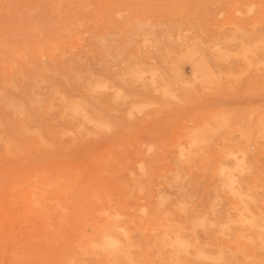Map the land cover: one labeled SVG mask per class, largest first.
<instances>
[{
    "label": "rangeland",
    "instance_id": "374dc122",
    "mask_svg": "<svg viewBox=\"0 0 264 264\" xmlns=\"http://www.w3.org/2000/svg\"><path fill=\"white\" fill-rule=\"evenodd\" d=\"M0 40V264H264V0H0Z\"/></svg>",
    "mask_w": 264,
    "mask_h": 264
},
{
    "label": "bare ground",
    "instance_id": "6f19581e",
    "mask_svg": "<svg viewBox=\"0 0 264 264\" xmlns=\"http://www.w3.org/2000/svg\"><path fill=\"white\" fill-rule=\"evenodd\" d=\"M68 26H70V25H67V27H68ZM71 28H72V27H71ZM65 31H66V33H67V30H65ZM64 33H65V32H64ZM66 37H67V36H66ZM73 37H74V36H73ZM75 38H76V37H75ZM52 39H53V38H52ZM54 40H55V39H54ZM54 40H53L52 45L55 44V43H57L56 40H55V43H54ZM59 40H61V39H59ZM75 40H76V39H75ZM50 41H51V40H50ZM0 42H3V41L0 40ZM4 43H5V42H4ZM48 43H49V42H48ZM8 44H9V42H8ZM11 44L13 45V43H11ZM18 44H19V43H18ZM37 44H38V43H37ZM37 44H36V45H37ZM42 44H43V43H42ZM42 44H41V45H42ZM45 44H46V43H44V45H45ZM50 44H51V43H50ZM3 45H5V44H3ZM15 45H16V44H15ZM56 45H57V44H56ZM6 46L9 47L10 45H6ZM21 46H22V45H21ZM23 46H25V45H23ZM26 46H27V45H26ZM50 46H51V45H50ZM54 46H55V45H54ZM36 47H37V46H36ZM41 47H42V46H41ZM48 47H49V46H48ZM57 47H58V45H57ZM1 48H2V47H1ZM5 48H7V47H5ZM16 48H17V47H16ZM24 48H25V47H24ZM26 48H27V47H26ZM37 48H40V45H39V47H37ZM52 48H53V47H51V48L49 47L50 50H52ZM54 48H56V47H54ZM10 49H13V48H11V46H10ZM17 49L19 50L20 48L18 47ZM42 49H43V47H42ZM26 50H27V49H26ZM35 50H36V49H35ZM43 50H44V49H43ZM1 51H2V50H0V53L3 54ZM4 51H5V49H4ZM9 51H10V50H9ZM9 51L7 50L5 53H9ZM11 51H12V50H11ZM11 51H10V52H11ZM15 51H17V50H15ZM21 51H22V49H21ZM47 51H48V53H50L49 50H47ZM13 52H14V51H13ZM13 52H12V53H13ZM23 52H25V51H23ZM40 52H42V51H40ZM40 52H39V53H40ZM14 53H17V52H14ZM19 53H20V52H19ZM39 53H38V55H39ZM3 55H4V54H3ZM3 55H2V56H3ZM11 55L13 56V54H11ZM11 55L9 54L10 57H11ZM18 55H19V54H18ZM22 55H23V54H22ZM30 55H32V54H30ZM33 55H37V54H33ZM33 55H32V56H33ZM2 56H1V57H2ZM6 56H7V55H6ZM40 56H41V54H40ZM43 56H44V55H43ZM1 57H0V58H1ZM3 57H4V59H5V56H3ZM3 57H2V58H3ZM13 57H16V56H13ZM18 57H20V56H18ZM41 57H42V56H41ZM50 57H51V56H50ZM7 58L10 60L9 57H7ZM11 58H12V57H11ZM36 58H37V57H36ZM18 59H22V58L20 57V58H18ZM68 59H69V58H68ZM81 59H82V58H81ZM1 60H2V59H1ZM1 60H0V63H1ZM6 60H7V59H6ZM22 61H23V60H22ZM4 62H6V61H4ZM4 62H3V60H2V63H4ZM11 62H12V59H11ZM11 62H10V64H11ZM15 62H16V61H15ZM19 62H21V61H19ZM53 62H54V61H53ZM8 64H9V63H8ZM10 64H9V65H10ZM15 64H16V63H15ZM22 64H23V63H22ZM13 65H14V63H13ZM27 65H28V63H27ZM86 65H87V64H86ZM153 73H154V72H153ZM20 75H21V74H20ZM77 75H78V74H77ZM27 79H28V78H27ZM32 82H33V80H32ZM81 83H82V82H81ZM80 87H81V85H80ZM82 87H83V86H82ZM85 88H86V87H85ZM90 88H92V86H91ZM53 90H54V89H53ZM53 90H52V91H53ZM57 90H58V89H57ZM87 90H88V89H87ZM91 90H92V89H91ZM27 91H28V90H27ZM31 91H32V89H31ZM41 91H42V89H41ZM59 91H60V90H59ZM2 92H4V91H2ZM2 92H1V93H2ZM56 92H57V91H56ZM83 92H84V91H83ZM31 93H32V92H31ZM53 93H54V92H53ZM58 93H60V92H58ZM5 94H6V92H5ZM5 94H4V95H5ZM36 94H37V93H35L34 95L37 97ZM39 94H40V93H39ZM49 94H50V93H49ZM2 95H3V94H2ZM7 95H8V92H7ZM28 95H29V94H28ZM42 95H43V94H42ZM55 95H56V94H55ZM60 95L63 96V93L61 92V94H59V96H60ZM64 95H65V94H64ZM39 96H40V95H39ZM67 97H68V96H67ZM5 98H6V97H4L3 99H5ZM50 98H51V96H50ZM50 98H49V99H50ZM61 98H63V97H61ZM28 99H29V98H28ZM37 99H38V98H37ZM5 100H6V99H5ZM55 100H56V99H55ZM78 100H79V99H78ZM78 100H77V101H78ZM80 100H82V99H80ZM9 101H10V100H9ZM34 101H35V100H34ZM51 101H52V100H51ZM51 101H50V103H51ZM60 101H61V100H60ZM65 101H66V100H65ZM0 102H1V101H0ZM7 102H8V101H7ZM10 102H11V101H10ZM21 102H22V101H21ZM32 102H33V101H32ZM48 102H49V101H48ZM53 102H54V101H53ZM63 102H64V101H63ZM67 102H69V101H67ZM8 103H9V102H8ZM19 103H20V102H19ZM74 103H76V101H75ZM74 103H73V104H74ZM5 104H6V102L4 103V105H5ZM9 104H10V103H9ZM22 104H23V102H22ZM33 104H34V103H33ZM38 104H39V102H38ZM61 104H62V103H61ZM66 104H67V103H66ZM70 104H71V103H70ZM73 104H71V105L73 106ZM77 104H78V103H77ZM82 104H83V103H82ZM86 104H87V103H86ZM7 105H8V104H7ZM14 105H16V104H14ZM20 105H21V104H20ZM39 105L42 107V104H39ZM53 105H54V104H53ZM55 105H56V104H55ZM62 105H64V104H62ZM71 105H70V107H71ZM74 105H76V104H74ZM78 105H79V104H78ZM10 106H12V107L14 108L13 105H10ZM10 106H9V107H10ZM40 106H39V107H40ZM21 107H22V106H21ZM21 107H20V108H21ZM43 107H44V106H43ZM73 107H74V106H73ZM73 107H71V108H73ZM75 107H76V106H75ZM79 107H80V106H79ZM79 107H77V108H79ZM81 107H82V106H81ZM81 107H80V108H81ZM16 108H17V107H16ZM22 108H23V107H22ZM8 109H9V108H8ZM61 109H62V108H61ZM63 109H64V107H63ZM63 109H62V110H63ZM67 109H68V108H67ZM67 109H66V110H67ZM69 109H70V108H69ZM75 109H76V108H75ZM87 109H88V108H87ZM9 110H10V109H9ZM21 110H22V109H21ZM23 110H24V109H23ZM82 110H83V109H82ZM2 111H3V110H2ZM13 111H14V109H13ZM71 111H73V110H71ZM84 111H85V110H84ZM18 112H19V111H18V109H17V112H16V113H18ZM24 112H26V111H23V113H22V112H21V113L24 114ZM76 112H77V111H76ZM79 112H80V111H79ZM21 113H20V114H21ZM61 113H62V112H61ZM18 114H19V113H18ZM20 114H19V115H20ZM91 114H92V113H91ZM91 114H90V115H91ZM26 115H28V114H26ZM64 115H65V113H64ZM68 115H69V114H68ZM14 116H15V115H14V113H13V118H14ZM23 116H25V114H24ZM23 116H21V117L23 118ZM19 117H20V116H19ZM27 117H28V116H27ZM27 117H26V118H27ZM22 118H21V119H22ZM26 118H24L23 120H25ZM76 118H77V117H76ZM87 118H88V117H87ZM15 119H17V118H15ZM18 119H20V118H18ZM18 119H17V120H18ZM27 119H28V120H31V119H29V118H27ZM52 119H53V118H52ZM62 119H63V118H62ZM72 119H73V117H72ZM63 121H64V120H63ZM76 121H77V120H76ZM20 122H21V121H20ZM28 122H29V121H28ZM65 122H66V120H65ZM79 122H80V121H79ZM87 122H88V121H87ZM18 123H19V121H18ZM26 123H27V122H26ZM26 123H25V124H26ZM56 123H57V122H56ZM70 123H71V121H70ZM73 123H74V122H73ZM20 124L23 125V123H19V125H20ZM28 124H30V123H28ZM34 124H35V123H34ZM22 125H20V126H21V127H23V126L25 127V125H23V126H22ZM75 125H76V124H75ZM84 125H85V124H84ZM28 126H29V125H28ZM28 126H27V127H28ZM32 126H33V125H32ZM69 126H70V125H69ZM79 126H80V125H79ZM81 126H82V125H81ZM27 127H25L24 130L27 129ZM29 127H30V126H29ZM35 127H36V126H35ZM52 127H53V124H52ZM52 127H51V128H52ZM55 127H56V126H55ZM65 127H66V125H65ZM83 127H84V126H83ZM19 128H20V127H19ZM30 128H31V127H30ZM30 128H29V129H30ZM33 128H34V126L32 127V129H33ZM75 128H76V127H75ZM75 128H74V129H75ZM81 128H82V127H81ZM86 128H87V127H86ZM86 128H85V129H86ZM21 129H22V128H21ZM54 129H55V128H54ZM56 129H57V128H56ZM69 129H71V128H69ZM22 130H23V129H22ZM22 130H21V132H22ZM35 130H36V129H35ZM64 130H65V129H63V131H64ZM87 130H88V129H87ZM87 130H85V131H87ZM31 131H34V130H31ZM54 131H56V130H54ZM63 131H62V133H63ZM68 131H69V130H68ZM83 131H84V129H83ZM26 132H27V130H26ZM59 132H60V131H59ZM72 132H73V131H72ZM72 132H71V133H72ZM78 132H79V131H78ZM27 133H28V132H27ZM29 133H30V130H29ZM32 133H34V132H32ZM35 133H36V132H35ZM54 133H55V132H53V135H54ZM30 134H31V133H30ZM50 134H51V133H50ZM64 134H65V133H64ZM72 134H73V133H72ZM77 134H78V133H77ZM79 134H80V133H79ZM81 134H82V132H81ZM55 135H56V134H55ZM58 135H61V134L58 133ZM58 135H57V136H58ZM74 135H75V134H74ZM85 135H86V134H85ZM85 135H84V136H85ZM0 136H1V135H0ZM75 136H76V135H75ZM53 137H55V136H53ZM58 137H59V136H58ZM72 137H73V135H72ZM80 137H81V136H80ZM81 138H82V137H81ZM59 139H60V138H59ZM65 139L67 140V138H65ZM65 139H64L63 141H65ZM72 139H74V138H72ZM61 140H62V139H61ZM61 140H60V142H62ZM73 141L76 142V141H78V140H75V139H74ZM55 142H56V141H55ZM62 143H63V142H62ZM62 143H61V144H62ZM67 143H68V142H67ZM69 143H70V142H69ZM72 143H73V142H72ZM78 143H79V142H78ZM56 144H57V142H56ZM65 144H66V143H65ZM69 145H71V143L68 144V146H69ZM59 146H60V144H59ZM72 146H73V145H72ZM62 148H64V147H62ZM62 148H61V149H62ZM189 149H190V148H189ZM63 150H64V149H63ZM230 153H231V152H230ZM225 154H226V153H225ZM235 163H236V162H235ZM141 165H142V164H141ZM235 166H236V165H235ZM239 166H241V165L239 164ZM140 167H143V166H140ZM144 167H145V166H144ZM231 168H233V167H231ZM237 168H238V167H237ZM142 169H143V168H142ZM144 169H145V168H144ZM223 169H224V168L222 167V171H223ZM235 169H236V167H235ZM241 169L244 170V168H241ZM137 170H138V168H137ZM232 170H234V169H232ZM232 170H231V171H232ZM60 171H61V170H60ZM60 171H57V172H60ZM142 171H143V170H142ZM144 171H145V170H144ZM228 171H229V170H228ZM235 171H236V170H235ZM138 172H139V170H138ZM219 172H220V171H219ZM219 172H217L218 175H220ZM229 172H230V171H229ZM143 173H144V172H143ZM221 173H222V172H221ZM223 173H224V171H223ZM231 173H232V172H231ZM228 174H229V173H228ZM131 175H132V174H131ZM136 175H138V174L136 173ZM136 175H134V176L136 177ZM221 175H222V177H224L223 174H221ZM224 175H225V173H224ZM144 176H145V175H144ZM229 176H230V175H229ZM232 176H233V174H232ZM130 177L133 178V176H130ZM138 177H139V176H138ZM141 177H142V176H141ZM222 177H221V178H222ZM233 177H235V176H233ZM222 180H223V178H222ZM221 182L223 183V181H221ZM226 182H227V184H228V181H227V180H226ZM226 182H225V183H226ZM234 182H235V181H234ZM224 185H225V184H224ZM233 185H234V184H233ZM237 185H238V183H237ZM221 187H222V186H221ZM228 187L231 188V186H229V185H228ZM228 187L226 186V188H228ZM232 187H233V186H232ZM236 187H237V186H236ZM238 187H239V186H238ZM238 187L235 188V189L237 190ZM240 189H241V187H240ZM240 189H239V190H240ZM242 190H243V189H242ZM249 190H250V189H249ZM232 191L234 192V188L232 189ZM233 192H232V193H233ZM244 192H245V191H244ZM237 193H238V191H237ZM239 193H240V191H239ZM233 194H234V193H233ZM248 194H249V193H248ZM235 195H236V194H235ZM237 195L240 196V194H237ZM244 195H245V193H244ZM161 196H162V195H160V197H161ZM233 196H234V195H233ZM241 196H242V195H241ZM246 196H247V193H246ZM253 196H254V195H253ZM158 197H159V196H158ZM216 197H217V196H216ZM243 197H244V196H243ZM217 198H218V197H217ZM162 199H163V198H162ZM239 199H240V198H239ZM250 199H251V198H250ZM250 199H249V196H248V200H250ZM153 200H154V199H153ZM240 200H241V199H240ZM157 201H158V200H157ZM232 201H234V199H233ZM235 201H236V200H235ZM245 201H246V200H245ZM250 201L252 202V200H250ZM246 202H247V201H246ZM242 203L244 204L245 202L242 201ZM260 203H261V201H260ZM244 205H246V203H245ZM253 205H254V204H253ZM256 207H257V206H256ZM158 208H159V207H158ZM234 208H235V207H234ZM236 208H237V206H236ZM248 208H249V207H248ZM257 208H258V207H257ZM252 209H253V208H252ZM154 210H155V209H154ZM240 210H241V209H240ZM246 210H248V209H246ZM155 211H157V210H155ZM238 211H239V210H238ZM243 211H244V210H243ZM258 211H259V210H258ZM153 212H154V211H153ZM248 212H249V211H248ZM155 213H156V212H155ZM165 213H166V211H165ZM165 213H164V215H165ZM251 213H252V212H251ZM257 213H258V212H257ZM240 215H241V212H240ZM253 215H254V213H253ZM242 216H243V215H242ZM162 217H163V215H162ZM251 217H252V216H251ZM262 217H264V216H262ZM156 218H157V217H156ZM158 218H159V217H158ZM158 218H157V219H158ZM203 218H204V217H203ZM200 219H201V218H200ZM206 219H207V218H206ZM259 219H260V218H259ZM159 220L161 221L160 218H159ZM171 220H172V219H171ZM196 220H199V219H196ZM196 220H195V221H196ZM201 220L204 221L203 219H201ZM201 220H200V221H201ZM251 220L253 221V217L251 218ZM251 220H250V223H248V224H251ZM160 221H159V222H160ZM169 221H170V220H169ZM192 221H193V220H192ZM200 221H198V222H200ZM205 221H206V220H205ZM260 221H262V219H261ZM159 222H157V223H159ZM162 222H163V221H162ZM236 222H237V221H236ZM155 223H156V222H155ZM157 223H156V224H157ZM168 223H169V222H168ZM196 223H197V221H196ZM196 223H195V224H196ZM203 223H204V222H203ZM203 223H202V226H203ZM210 223H213V222H209V224H210ZM231 223H232V222H231ZM234 223H235V222H234ZM160 224H161V223H160ZM163 224H165V223H163ZM163 224H161V225L163 226ZM171 224H172V223H171ZM190 224H192V223H190ZM195 224H194V225H195ZM213 224H214V223H213ZM224 224H225V223H224ZM224 224H223V225H224ZM227 224H228V223H227ZM238 224H239V223H238ZM245 224H247V223H245ZM115 225H116V224H115ZM223 225H222V226H223ZM228 225H229V224H228ZM230 225H231V224H230ZM122 226H123V225H122ZM156 226L158 227V224L155 225V227H156ZM162 226H161V227H162ZM176 226H178V225H176ZM180 226H181V225H180ZM207 226H209V225H207ZM213 226H214V225H213ZM218 226H219V225H218ZM220 226H221V224H220ZM237 226H238V225H237ZM253 226H254V224H253ZM159 227H160V226H159ZM163 227H164V226H163ZM198 227H199V226H198ZM210 227H212V226H210ZM235 227H236V226H235ZM238 227H239V226H238ZM245 227H246V226H245ZM255 227L257 228L258 226H255ZM262 227H264V226H262ZM121 228H122V227H121ZM165 228H166V227H165ZM165 228H164V229H165ZM183 228H184V227H183ZM192 228H193V227H192ZM208 228H209V227H208ZM214 228H215V226H214ZM216 228H218V227H216ZM221 228H222V227H220V229H221ZM224 228H225V227H224ZM114 229H115V226H114L112 223H110V222H109V224L104 225L103 228H102V227H101V228L99 227V229L97 230V233H96V235H97V236H96V239L93 241V244H95V245H97V246H98V245L103 246V247H105V249H107L106 252L110 251L111 253H113L115 250L117 251V249H118V250L122 249V248H120L121 246L118 245V244H119V243H118V240H117L116 238H114V236H112V232H111V231L114 230ZM116 229H118V228L116 227ZM119 229H120V227H119ZM158 229H159V228H158ZM160 229H161V228H160ZM160 229H159V230H160ZM164 229H163V231H164ZM178 229H179V228H178ZM189 229H190V228H189ZM202 229H205V228H202ZM232 229H233V228H232ZM237 229H238V228H237ZM257 229H258V228H257ZM259 229H261V228L259 227ZM121 230H122V229H121ZM159 230H156V229H155L156 232H158ZM179 230H180V229H179ZM185 230H186V229H185ZM185 230H184V231H185ZM218 230H219V229H218ZM222 230H223V229H222ZM229 230H230V228H229ZM122 231H123V230H122ZM155 231H154V233H155ZM173 231H174V230H173ZM182 231H183V230H182ZM208 231H209V230H208ZM210 231H211V230H210ZM224 231H225V230H224ZM113 232H114V231H113ZM160 232H161V230H160ZM160 232H159V233H160ZM220 232H221V231H220ZM222 232H223V231H222ZM232 232H233V231H232ZM253 232H254V231H253ZM256 232H257V231H256ZM124 233H125V232H124ZM126 233H127V232H126ZM163 233H164V232H163ZM165 233H166V232H165ZM172 233H173V232H172ZM174 233H175V232H174ZM177 233H178V231H177ZM192 233H193V232H192ZM211 233H212V232H211ZM223 233H224V232H223ZM235 233H236V231H235ZM235 233H234V234H235ZM262 233H264V232H262ZM114 234H115V233H114ZM129 234H130V233H129ZM168 234L171 235V233H168ZM183 234H184V233H183ZM183 234H182V235H183ZM212 234H213V233H212ZM219 234H220V233H219ZM219 234H218V235H219ZM234 234H233V235H234ZM236 234H238V233H236ZM259 234H261V233H259ZM125 235H126V234H125ZM172 235H174V234H172ZM182 235H181V236H182ZM218 235H217V236H218ZM233 235H232V236H233ZM251 235H253V234H251ZM257 235H258V234H257ZM257 235H256V236H257ZM115 236H116V235H115ZM126 236H128V235H126ZM154 236H156V235L154 234ZM195 236H196V235H195ZM241 236H243V235H241ZM249 236H250V235H249ZM262 236H264V235H262ZM133 237H134V236H133ZM160 237L162 238L161 235H160ZM165 237H166V235L164 236V238H165ZM168 237H169V236H168ZM234 237H235V236H234ZM237 237H238V236L236 235V238H235L236 240H237ZM239 237H240V236H239ZM244 237H245V236H244ZM259 237H260V236H259ZM259 237H257L258 240H259ZM117 238H118V237H117ZM122 238H123V237H121V239H122ZM126 238H127V237H126ZM129 238H130V237H129ZM134 238H136V237H134ZM161 238H160V239H161ZM262 238H264V237H262ZM136 239H137V238H136ZM136 239H135V241H136ZM157 239H158V238H157ZM165 239H168V238H165ZM165 239H164V240H165ZM170 239H171V238H170ZM175 239H176V238H175ZM175 239H174V241L176 242L175 245H177V246L180 247V242H179L180 239H178V237H177V239H178L179 241H178V240H175ZM181 239H182V238H181ZM184 239H185V238H184ZM215 239H216V237H215ZM233 239H234V238H233ZM235 239H234V241H235ZM243 239H244V238H243ZM249 239H250V238H249ZM251 239H252V238H251ZM254 239H255V237H254ZM126 240H127V239H126ZM207 240H208V239H207ZM246 240L248 241V239H246ZM252 240H253V239H252ZM252 240H251V241H252ZM261 240H262V239L260 238V241H261ZM124 241H125V239H124ZM155 241H156V240H155ZM157 241H158V240H157ZM169 241H170V240H169ZM174 241H173V243H174ZM184 241H187V240H184ZM189 241H190V240H189ZM189 241H188V242H189ZM191 241H192V240H191ZM191 241H190V242H191ZM227 241H228V239H227ZM241 241H242V240H241ZM241 241H240V242H241ZM249 241H250V240H249ZM255 241H256V240H255ZM162 242H164V241H162ZM181 242H182V241H181ZM194 242H195V241H194ZM214 242H215V241H214ZM240 242H238V243L240 244ZM243 242H244V241H243ZM261 242H262V241H261ZM261 242H260V243H261ZM90 243H92V242H90ZM123 243H124V242H123ZM127 243H128V242H127ZM131 243H133V242H131ZM164 243H165V242H164ZM168 243H170V242H168ZM171 243H172V242H171ZM195 243H196V242H195ZM201 243H202V242H201ZM208 243H209V242H208ZM228 243H229V242H228ZM236 243H237V242H236ZM238 243H237V244H238ZM250 243H251V242H250ZM124 244H125V243H124ZM162 244H163V243H162ZM183 244H184V243H183ZM192 244H193V241H192ZM197 244H198V246H199L200 242H199V243L197 242ZM202 244H203V243H202ZM202 244H201V245H202ZM204 244H206V243H204ZM210 244H212V243H210ZM224 244H225V243H224ZM239 244H238V245H239ZM251 244H252V243H251ZM251 244H250V245H251ZM261 244H264V242H262ZM156 245H157V244H156ZM156 245H155V246H156ZM166 245H170V244H165V246H166ZM175 245H174V246H175ZM185 245H186V242H185ZM190 245H191V244H190ZM207 245H208V244H207ZM207 245H206V248H208ZM213 245H215V243H214ZM245 245H246V244H245ZM130 246H131V245H130ZM161 246H162V245H161ZM186 246L188 247V244H187ZM192 246H193V245H192ZM210 246H211V245H210ZM219 246H220V243H219ZM219 246H218V248H219ZM225 246H226V245H225ZM228 246H229V245H228ZM230 246H231V245H230ZM241 246H242V245H241ZM248 246H249V245L246 246L247 249L250 248V247L248 248ZM256 246H259V245H256ZM93 247H94V246H93ZM95 247H96V246H95ZM163 247H164V246H163ZM166 247H167V246H166ZM166 247H165V248H166ZM172 247H173V246H172ZM182 247H184V246L182 245ZM187 247H186V249H187ZM189 247H190V246H189ZM189 247H188V248H189ZM194 247H195V246H193L192 250L196 248V247H195V248H194ZM204 247H205V246H204ZM211 247H212V246H211ZM216 247H217V246H216ZM220 247H222V246H220ZM261 247H262V246H261ZM91 248H92V247H91ZM125 248H126V246H125ZM127 248H128V246H127ZM132 248H133V247H132ZM157 248H158V247H156V251H157ZM159 248H160V247H159ZM170 248H171V247H170ZM170 248H169V249H170ZM190 248H191V247H190ZM200 248H203V247H200ZM212 248H213V247H212ZM252 248H253V246H252ZM258 248H259V247H258ZM133 249H134V248H133ZM133 249H131L132 252H133ZM160 249H162V248H160ZM160 249H158V250L160 251ZM173 249L175 250V247H174ZM204 249H205V248H204ZM224 249H225V248H224ZM235 249H236V247H235ZM242 249H244V248H242ZM247 249H246V250H247ZM261 249H262V248H261ZM174 250H172V251H174ZM197 250H198V248H196V251H197ZM206 250H207V249H206ZM206 250H205V251H206ZM208 250H209V249H208ZM210 250H211V249H210ZM217 250H220V248L217 249ZM238 250H239V248H238ZM240 250H241V249H240ZM255 250H256V249H255ZM258 250H259V249H258ZM262 250H264V249H262ZM93 251H94V248H93ZM93 251H92V252H93ZM99 251H100V249H99ZM99 251H98V252H99ZM125 251H126V249L124 250V253H123V254L127 255V253H126ZM156 251H155V252H156ZM176 251H177V249H176ZM190 251H191V250H190ZM202 251H204V250L202 249ZM214 251H215V250H214ZM214 251H213V252H214ZM244 251H245V250H244ZM248 251H249V250H248ZM250 251H251V249H250ZM120 252H122V251L120 250ZM129 252H130V251H129ZM129 252H128V256H129ZM132 252H131V255H130L131 257L133 256V253H132ZM160 252H161V251H160ZM170 252H171V251H170ZM177 252H178V251H177ZM194 252H195V251H194ZM208 252H209V251H208ZM208 252H207V253H208ZM216 252H218V251H216ZM219 252H220V254H221L222 251H219ZM101 253H102V252H101ZM157 253H158V252H157ZM157 253H156V255H157ZM167 253H168V252H167ZM185 253L187 254V252H185ZM209 253H210V252H209ZM230 253H232V252H230ZM230 253H229V254H230ZM233 253H234V252H233ZM105 254H106V253H105ZM115 254H116V253H115ZM117 254H118V253H117ZM117 254H116V255H117ZM120 254H121V253H120ZM123 254H122V255H123ZM159 254H160V253H158V258H159V260H160V256H159ZM163 254H165V253H163ZM186 254H185V255H186ZM189 254H190V253H189ZM189 254H188V255H189ZM198 254H200V253H198ZM205 254H206V253H205ZM236 254H237V253H236ZM251 254H252V253H251ZM109 255H110V254H109ZM167 255H169V254H167ZM183 255H184V254H183ZM188 255H187V257H188ZM206 255H207V254H206ZM212 255H213V254H212ZM218 255H219V253H218ZM223 255H225L224 252H223ZM231 255H233V254H231ZM252 255H253V254H252ZM128 256H125V257H128ZM130 256H129L128 258H131ZM200 256H202V255H200ZM203 256H204V253H203ZM210 256H211V255H209V257H210ZM216 256H217V254H216ZM233 256H234V255H233ZM242 256H243V255H242ZM248 256H249V255H248ZM104 257L106 258L107 256H104ZM110 257H112V256H110ZM115 257H116V256H115ZM125 257H124V259H126ZM155 257H156V256H155ZM181 257H183V256H181ZM187 257L185 256L184 259L186 258V260H187V259H188ZM192 257H193V256H192ZM205 257H206V256H205ZM205 257H204V259L208 258V257H206V258H205ZM211 257H212V256H211ZM223 257H224V256H223ZM223 257H222V259H223ZM105 258H104V259H105ZM128 258H127V260L129 261ZM132 258L135 259L134 256H133ZM132 258H131V259H132ZM161 258H162V257H161ZM163 258L165 259V257H163ZM168 258H169V257H168ZM189 258H190V257H189ZM194 258H196V257L194 256V257L192 258L193 261H194ZM214 258H215V257L212 258V259H213L212 262H214V261L216 262V259L214 260ZM219 258L221 259L220 256H219ZM239 258H240V257H239ZM239 258H238V259H239ZM245 258H246V257H245ZM250 258L253 259V256H251ZM250 258L248 257L247 260H250ZM108 259H110V258H108ZM120 259H121V258H120ZM133 259H132V260H133ZM175 259H176V258H175ZM182 259H183V258H182ZM197 259H198V258H197ZM200 259H201V258H200ZM208 259H209V258H208ZM231 259H232V258H231ZM110 260H111V259H110ZM132 260H130L129 262L131 263ZM159 260H157V261H158V264L161 263V261H162V260H160V262H159ZM177 260H179V259H177ZM188 260H189V259H188ZM190 260H191V259H190ZM190 260H189V261H190ZM217 260H218V258H217ZM247 260H246V261H247ZM103 261H105V260H103ZM115 261H116V260H115ZM118 261H119V260H118ZM118 261H117V262H118ZM166 261H167V260H166ZM191 261H192V260H191ZM195 261H196V260H195ZM197 261H198V260H197ZM200 261H201V260H200ZM208 261H209V260H208ZM210 261H211V259H210ZM222 261H223V260H222ZM229 261H230V260H229ZM233 261H234V263H235V260H233ZM233 261H232V262H233ZM236 261H237V260H236ZM250 261H251V260H250ZM252 261H253V260H252ZM252 261H251V262H252ZM261 261H262V260H261ZM111 262L114 263L113 260H112V261L107 260V263H108V264H110ZM164 262H165V261H163V263H164ZM178 262H179V261H177V263H178ZM180 262H182V261H180ZM180 262H179V264H183V263H180ZM219 262H220V261H219ZM224 262H226V260H225ZM230 262H231V261H230ZM251 262H249V263H251ZM125 263H126V262H125ZM163 263H162V264H163ZM174 263H175V261L173 262V264H174ZM177 263H176V264H177ZM193 263H194V262H193ZM209 263H210V262H209ZM234 263H232V264H234ZM247 263H248V262H247ZM121 264H122V263H121ZM132 264H133V263H132ZM134 264H135V261H134ZM184 264H185V263H184ZM189 264H190V263H189ZM200 264H201V263H200ZM220 264H222V263H220ZM225 264H226V263H225ZM227 264H228V263H227ZM229 264H230V263H229ZM251 264H252V263H251ZM254 264H255V263H254Z\"/></svg>",
    "mask_w": 264,
    "mask_h": 264
}]
</instances>
